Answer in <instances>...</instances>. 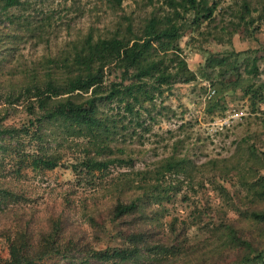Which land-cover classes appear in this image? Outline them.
Listing matches in <instances>:
<instances>
[{
  "label": "trees",
  "instance_id": "16d2710c",
  "mask_svg": "<svg viewBox=\"0 0 264 264\" xmlns=\"http://www.w3.org/2000/svg\"><path fill=\"white\" fill-rule=\"evenodd\" d=\"M122 1L110 3L120 10ZM19 5L0 0V16L10 24L9 34L0 27V66L21 32L39 30L35 44L48 43L45 21L38 29L30 23L14 27L13 15L5 14ZM162 5L138 27L123 15L107 35L87 34L20 73L0 72V238L6 264L75 256L82 264H264V144H255L263 143L262 132L241 140L244 166L235 175L226 159L211 160L205 175L197 174L189 159L177 155L180 141L143 170L132 169L133 159L119 146L134 138L143 142L137 130L149 133L146 116L155 99L192 74L180 46L183 35L217 10L201 0ZM238 14L228 23L230 31L222 29L228 41L243 23L246 29L252 23L246 22L244 0ZM254 54L206 53L201 76L220 90L219 100L232 90L249 98L251 110L264 107V67L257 69ZM17 110L23 121L12 123ZM112 167L130 171L109 178ZM56 169L70 172L73 181L43 199L32 181ZM199 189L212 191L213 198L202 202Z\"/></svg>",
  "mask_w": 264,
  "mask_h": 264
},
{
  "label": "rangeland",
  "instance_id": "374dc122",
  "mask_svg": "<svg viewBox=\"0 0 264 264\" xmlns=\"http://www.w3.org/2000/svg\"><path fill=\"white\" fill-rule=\"evenodd\" d=\"M201 1L206 6L215 4L217 10L209 20L202 19L199 26L183 35L180 42L187 67L192 74L176 81L172 88L164 89L162 95L155 99L156 108H150L151 113L149 117L146 116L149 133L144 134L137 130L139 135H144L142 143L137 138L119 143L133 159L134 170L151 168L155 161L169 155L174 143L180 141L176 149L177 155L189 159V165L194 171H198L197 174L205 175L211 160L226 159L235 175L236 169L244 166L246 151L238 146L243 137L249 133L262 132L263 143L258 141L255 144L259 147L264 144V107L251 110L249 98L232 90L219 100L220 90L201 76L207 52L222 55L228 50L253 51L257 69H263L261 48L264 47V0H244L250 11L246 22L253 19L252 23L247 29L243 23L229 41L227 34L223 33L230 31L228 23L238 20L243 0ZM162 4L163 0H123L121 9L114 10L110 0H20V5L11 8L5 15H13L14 27L17 28L19 23H30L31 28L38 29L42 25L41 21H45L47 24L43 25L48 43L47 46L35 44L39 30H35L32 35H23L21 32L19 42L8 60L1 64L0 72L5 74L10 70H17L15 72L20 73L25 65L30 67L33 62L65 50L66 45L87 34L96 37L107 35L108 31H112L121 22L123 15L131 19L133 26L138 27L154 8ZM163 8V12L168 11L167 7ZM0 27L6 28L9 34V21H4L2 16ZM214 102H217V106L209 112L208 107ZM147 117L155 118L156 122L148 120ZM20 120L23 121L22 115L17 110L15 118L10 121L19 123ZM128 171L129 167H112L109 178ZM71 181L73 177L70 172L56 169L36 176L31 186L44 199L47 198L49 190L59 189L58 186ZM198 191L196 197L202 202L214 196L212 191ZM190 195L193 196L191 192ZM229 217L234 218V214ZM85 226L82 225L81 228ZM3 244V239L0 238V264H6L4 261L8 258L6 246ZM81 261L80 256L71 259L54 257L40 264H82Z\"/></svg>",
  "mask_w": 264,
  "mask_h": 264
}]
</instances>
